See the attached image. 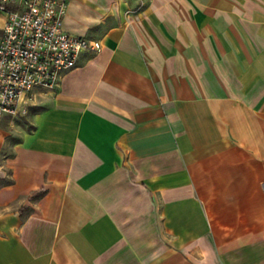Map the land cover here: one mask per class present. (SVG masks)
<instances>
[{"label": "crops", "instance_id": "crops-1", "mask_svg": "<svg viewBox=\"0 0 264 264\" xmlns=\"http://www.w3.org/2000/svg\"><path fill=\"white\" fill-rule=\"evenodd\" d=\"M63 29L101 50L1 160L0 264H264V0H71Z\"/></svg>", "mask_w": 264, "mask_h": 264}, {"label": "built area", "instance_id": "built-area-1", "mask_svg": "<svg viewBox=\"0 0 264 264\" xmlns=\"http://www.w3.org/2000/svg\"><path fill=\"white\" fill-rule=\"evenodd\" d=\"M71 0H0V117H15L35 90L56 89L98 41L63 29Z\"/></svg>", "mask_w": 264, "mask_h": 264}, {"label": "rangeland", "instance_id": "rangeland-1", "mask_svg": "<svg viewBox=\"0 0 264 264\" xmlns=\"http://www.w3.org/2000/svg\"><path fill=\"white\" fill-rule=\"evenodd\" d=\"M40 90L33 91L29 97L24 101L22 105V111L19 115L15 117H5L4 121L1 122V126L5 129H8V132L10 133L8 137L6 138L5 144L0 151V163L1 160L9 155L10 146L13 142H16L19 140V136L22 133L23 130H29V117L38 110V107L36 105H33L31 103V99L35 93H37ZM8 178L5 176L4 178H0V188L8 183Z\"/></svg>", "mask_w": 264, "mask_h": 264}]
</instances>
